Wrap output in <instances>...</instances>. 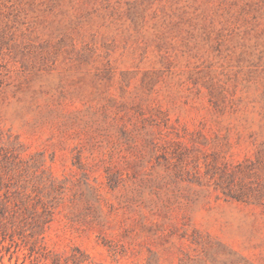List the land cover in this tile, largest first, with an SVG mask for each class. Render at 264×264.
Listing matches in <instances>:
<instances>
[{"label":"rangeland","instance_id":"obj_1","mask_svg":"<svg viewBox=\"0 0 264 264\" xmlns=\"http://www.w3.org/2000/svg\"><path fill=\"white\" fill-rule=\"evenodd\" d=\"M181 252L264 264V0H0V264Z\"/></svg>","mask_w":264,"mask_h":264},{"label":"trees","instance_id":"obj_2","mask_svg":"<svg viewBox=\"0 0 264 264\" xmlns=\"http://www.w3.org/2000/svg\"><path fill=\"white\" fill-rule=\"evenodd\" d=\"M77 253L82 256L81 253L77 251ZM181 257L179 259L178 264H206L205 261L211 260L213 264L216 263L218 260L221 261L220 264H251L247 261V259L235 252H228L227 254H223V257H220V259L216 256H219V254H215L212 252H201V253H189V252H181ZM85 260H81L79 258L75 259L73 261V264H83ZM147 264H152L150 261Z\"/></svg>","mask_w":264,"mask_h":264}]
</instances>
